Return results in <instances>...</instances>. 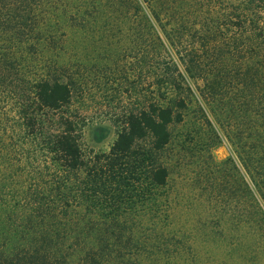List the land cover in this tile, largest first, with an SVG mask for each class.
<instances>
[{
	"label": "rangeland",
	"instance_id": "obj_1",
	"mask_svg": "<svg viewBox=\"0 0 264 264\" xmlns=\"http://www.w3.org/2000/svg\"><path fill=\"white\" fill-rule=\"evenodd\" d=\"M102 2L106 5L44 0L33 10L21 9L25 19L29 13L35 16L33 29L22 27L27 35L0 43L6 152H11L10 136L16 130V93L37 78L54 74L71 87L67 111L76 116L80 148L89 163L78 173L81 181L94 170L95 156L109 153L124 115L141 108L148 94L166 95L171 101L161 103L175 109V99L184 98L183 119L169 126L168 145L152 153L147 137L136 145L151 155L138 172L129 175L124 165L129 177L123 181L124 193L133 194V205L116 217L126 220L123 240H108L110 256L100 264H264V230L253 214L254 186L239 159V153L246 156L252 169L264 153V0L250 6L242 0H157L156 14L148 0H140L139 10ZM172 62L181 74L183 88L177 91L168 76L159 77L164 64ZM105 164L107 159L96 170L107 169ZM152 164L167 167L166 184L151 185L146 170ZM19 186L8 164L0 163L4 250L30 246L22 235L36 238L41 227L15 232L21 215L11 210ZM76 213L75 221L64 219L67 234L59 230L72 245L65 251L69 264L101 246L102 240L92 241L93 236L116 229L99 224L100 214H88L94 222L80 218L87 214L84 207ZM125 243L137 248L124 252Z\"/></svg>",
	"mask_w": 264,
	"mask_h": 264
},
{
	"label": "trees",
	"instance_id": "obj_2",
	"mask_svg": "<svg viewBox=\"0 0 264 264\" xmlns=\"http://www.w3.org/2000/svg\"><path fill=\"white\" fill-rule=\"evenodd\" d=\"M43 1L0 0V43H13L24 34L27 35V32L22 31V27H29L30 32L36 20L30 13L27 14L29 18L25 19L27 12L21 9L33 10V6ZM91 1L92 4L106 5L103 0ZM148 1L155 13L157 0ZM242 1H245L247 6L254 5L255 1L258 4L261 2ZM111 3H122L124 7L131 6L136 10L141 7L140 0H107V5ZM155 17L158 21V16ZM243 21L246 22L245 19ZM238 26L241 27L240 21ZM171 68L175 69V73ZM159 72L161 81L163 76L166 80L167 76L170 78L174 90L183 88L181 74L173 62L170 65L165 63ZM25 85L21 86L20 93H16V130L10 136V142L13 141L10 154L6 152L4 137L8 136L9 128L3 125L4 122H0V163L8 164L10 172L15 175L16 182L20 185L16 188L19 194L17 204H14L11 210L15 214L18 213V216L21 215L15 232L23 234L24 226L28 230L41 227L36 238L22 235L29 240L30 246L19 248L15 244L8 250L0 248V264H69V256L65 251L70 250L72 245L66 241L68 228L66 229L67 222L65 223L64 219L68 216L72 219L69 222L75 221L74 216L80 206L84 207L87 213L85 216L80 213V218L86 217L94 222L88 214H100L102 216L99 224L118 229V232L114 229L109 230L107 235L93 236L92 241L102 240L101 246L88 249L77 263L100 264L107 255L110 256L108 240L110 239L112 244H121L123 240L122 231L127 226L121 223H126V220L116 217L123 209L133 205V194L124 193L123 181L129 178L123 174L124 165L130 170L129 175L134 176L135 172H138L137 167H141L144 159L151 155L138 151L136 145L147 137L151 138L152 153L159 152L168 145L171 140L169 126L182 121V109L186 107L185 99H175V109L174 105L161 103L164 99L170 100L165 98L166 95L156 97L154 93L148 94L141 108L124 115L122 128L109 153L95 156L93 163L96 165L105 159L108 160V164H105L107 169L101 166L100 170H96L95 165L93 171H88V177L81 181L78 173L89 163L80 148L76 116L67 111L72 101L70 85L54 74L53 77L37 78ZM23 88H28V92ZM262 151L264 152V149ZM130 157L134 158L131 160ZM239 159L254 186V218L259 229L264 230V153L257 157L252 169L246 156L239 153ZM117 166H120L119 169ZM146 173L152 186H162L167 182L168 169L164 165L152 164ZM144 193L137 192L140 200L143 199ZM128 201L130 202L127 203ZM59 230H64L66 234L59 233ZM86 236L82 237L83 240ZM129 241L130 238L127 242ZM131 247L137 248L131 243H125L124 252ZM131 252L134 251L128 250V253Z\"/></svg>",
	"mask_w": 264,
	"mask_h": 264
}]
</instances>
